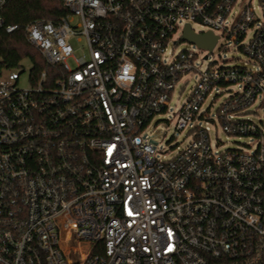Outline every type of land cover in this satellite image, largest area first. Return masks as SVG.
<instances>
[{
    "label": "built area",
    "instance_id": "1",
    "mask_svg": "<svg viewBox=\"0 0 264 264\" xmlns=\"http://www.w3.org/2000/svg\"><path fill=\"white\" fill-rule=\"evenodd\" d=\"M61 2L57 19L24 26L50 72L22 88L0 63V264H264V125L251 118L264 109V0ZM186 25L254 70H198L196 52L174 53ZM196 71L173 114L188 142L159 157L143 132ZM228 86L216 121L254 148L211 145L203 104Z\"/></svg>",
    "mask_w": 264,
    "mask_h": 264
},
{
    "label": "rangeland",
    "instance_id": "2",
    "mask_svg": "<svg viewBox=\"0 0 264 264\" xmlns=\"http://www.w3.org/2000/svg\"><path fill=\"white\" fill-rule=\"evenodd\" d=\"M192 28L196 31H204V28L197 23H192ZM250 35L251 32H248L246 40ZM70 43L73 47L74 56L78 57L84 53L85 50L83 48V43H78L75 39H72ZM170 48L171 44L168 45V49ZM181 49H189L197 53L194 64L198 70H204L207 66H238L249 70H254L255 67V65L249 61L248 57L238 48L237 45L226 39H220L219 44L211 52L199 49L197 44L189 43L187 40L178 41L174 46V53L180 51ZM206 52H208L207 59L203 60L202 57ZM218 54H220V56ZM213 60H217V62H213ZM68 63L72 65L71 60H68ZM30 68L31 62L27 59L22 60L18 67L13 68V70L20 73V79L18 82L19 87L26 88L30 85ZM7 71L9 70H6V72ZM198 77L199 73L196 71L189 76V79L184 84L183 81L187 77H183L180 81H178L170 97L169 112L155 115L143 132V135L147 136L150 144L156 151V155L159 157L164 155V158H170L175 153L176 146H184L188 142V137L185 136L186 130L179 131L175 128V118L173 114L186 100L188 93L195 85ZM233 90L234 88L232 86L225 87L220 90L221 93L216 95L214 100L207 98L203 104V108L207 106L210 107L209 116L214 118L216 123L210 124L211 131L209 132V135L211 145H217L218 148L223 149L246 148L245 144H248L251 148H254L256 145L254 138L230 135L226 133L216 121L215 113L217 108ZM251 118L255 122H261L262 125H264V109L260 108L256 114L251 115Z\"/></svg>",
    "mask_w": 264,
    "mask_h": 264
},
{
    "label": "trees",
    "instance_id": "3",
    "mask_svg": "<svg viewBox=\"0 0 264 264\" xmlns=\"http://www.w3.org/2000/svg\"><path fill=\"white\" fill-rule=\"evenodd\" d=\"M64 13L61 0H10L4 10L5 19L19 28L11 34L0 31V63L6 68H16L22 60H29V80L35 79L44 69L50 72L36 48L27 42L24 26L36 18L55 20Z\"/></svg>",
    "mask_w": 264,
    "mask_h": 264
},
{
    "label": "water",
    "instance_id": "4",
    "mask_svg": "<svg viewBox=\"0 0 264 264\" xmlns=\"http://www.w3.org/2000/svg\"><path fill=\"white\" fill-rule=\"evenodd\" d=\"M181 38L183 40H187L189 42L195 43L199 47L207 49L209 52H211L217 40V37L213 35L211 32H207L205 34H195L194 32H192V30L188 25L185 26Z\"/></svg>",
    "mask_w": 264,
    "mask_h": 264
}]
</instances>
